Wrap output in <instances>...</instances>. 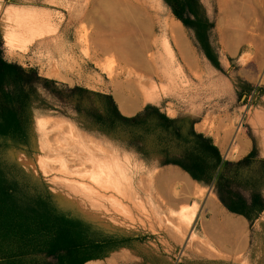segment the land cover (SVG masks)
I'll list each match as a JSON object with an SVG mask.
<instances>
[{
    "label": "rangeland",
    "instance_id": "rangeland-1",
    "mask_svg": "<svg viewBox=\"0 0 264 264\" xmlns=\"http://www.w3.org/2000/svg\"><path fill=\"white\" fill-rule=\"evenodd\" d=\"M215 1L214 33L225 71H216L209 66L189 30L163 0H153L146 6L153 13L159 11L164 17L183 25L199 62L198 72H194L183 65L176 52V59L181 62L189 81L176 92L157 93L148 103H164L167 112L174 115L179 111L202 118L212 115L208 123L217 127L221 125L222 131L223 121L230 120L232 127H241L261 141L259 132L263 127L256 128L255 125H264V32L261 33L264 31V4L253 0L258 11V32L249 28L247 33H252L253 37L249 42L239 45L231 41V45L232 31L225 30L227 17L221 16L224 14L220 13L218 0ZM100 2L103 5L104 0H0V28L5 55L9 60L21 59L26 67L37 66L45 77L57 74L55 56L70 80L96 89H113L120 103L116 85L118 82L130 83L134 90L138 89L133 93L143 99L139 101L141 107L149 100L144 101L143 88L135 80L137 75L128 74V69L121 66L123 64L114 52L107 54L97 50L100 34L94 9L101 6ZM18 16L40 23V27L49 25L54 31L30 39L22 27L15 25ZM43 19L45 25L41 22ZM156 31L160 32L158 27ZM11 32L21 35L16 34L17 41L14 37L16 43L10 42ZM22 37L30 40L19 45ZM0 155L25 193L46 195L59 212L80 219L101 236H112L121 241L105 258L86 264H213L207 256H224L217 245L224 251L243 248V218L221 208L209 188L195 183L187 173L174 166L159 169L155 174L154 169L125 149L119 139L112 136L98 138L79 129L68 119L36 117L28 142L20 144L5 139ZM96 164L106 173L105 187L93 179L96 173L92 166ZM171 169L190 179V189L179 178L171 181L169 187L172 188L162 194L156 178L168 170L172 172ZM150 184L158 187L157 192L146 190ZM208 211L213 213L212 219ZM203 225L213 234L217 245L208 240ZM249 252V264H264V235L258 234L253 238ZM221 262L239 264L229 260Z\"/></svg>",
    "mask_w": 264,
    "mask_h": 264
},
{
    "label": "trees",
    "instance_id": "trees-1",
    "mask_svg": "<svg viewBox=\"0 0 264 264\" xmlns=\"http://www.w3.org/2000/svg\"><path fill=\"white\" fill-rule=\"evenodd\" d=\"M163 1L186 28L196 30L210 60L225 71L214 33L216 1ZM44 116L68 119L98 138L119 139L150 169L180 167L251 223L264 208V159L256 145L242 159L228 161L213 136L195 128L201 116L170 115L164 103H148L126 116L110 93L48 78L37 66L9 60L0 28V151L5 139L27 143L34 119ZM120 243L59 212L46 195L25 193L0 155V264H86Z\"/></svg>",
    "mask_w": 264,
    "mask_h": 264
},
{
    "label": "bare ground",
    "instance_id": "bare-ground-1",
    "mask_svg": "<svg viewBox=\"0 0 264 264\" xmlns=\"http://www.w3.org/2000/svg\"><path fill=\"white\" fill-rule=\"evenodd\" d=\"M152 1L153 0H104L103 5L100 2L101 6L94 9L96 12V17H97V20H95L97 21L96 26H97L98 33L100 34L99 35L100 40L98 41L99 44L98 45L96 44L97 50H100L106 53L114 52L115 54L119 56L118 58L120 59V62L123 64L121 66L128 69V74L135 73L137 75V78L135 77L136 78L135 80L143 88L144 101L152 100L153 97L156 96V94L159 92H165V91L176 92L179 89L183 88V86H186L185 84L189 80L184 73L185 70H183V66L181 62H178V60L176 59L177 58L176 52L179 54L181 61L183 62V65L188 67L190 70L195 72L197 71V68L199 66V62L197 60L198 58L195 57L194 51L186 38L187 36L185 35L183 25L180 22H177L176 20L170 17H164L163 13H160L159 11H157L156 14L153 13L150 10V8L146 7L148 3H151ZM260 1L259 2L261 4L262 3L264 4V0H260ZM218 2H219V7L221 9L220 13L222 11L223 12L222 14H224L221 16L227 17L226 22H225V30L228 29L232 31L233 36L231 37L233 38V40H230V42L234 41L235 43H239V45L244 42H249L250 39L253 37L251 36L252 33H247L248 32L247 29L252 28L255 31L260 25L258 24L259 20L257 21V19H259L258 11L253 6V0H218ZM17 18H19V16ZM83 18L81 17V19ZM41 22H43L44 24V19L41 20ZM260 22L262 23L261 20ZM39 24L40 23L37 24L35 23V21L31 19H25V18L23 19L19 18L15 21V25H17V27L20 26V28L22 27V29L25 30L28 36H30V39L31 37H35L39 35L41 36L45 34L46 32L54 31V29L50 28L49 25L48 26L46 25L45 27L42 25L43 27H40L38 26ZM157 27L159 28L160 32L156 31ZM261 27L262 26H260V28ZM17 29H16V32H17ZM13 32H11V35H10L11 37L10 42L15 40L14 37L16 38V41L18 39L16 34H19V33H13ZM263 32L264 31H262L261 33ZM227 36L229 38V35ZM260 37L262 38V36ZM20 38H19V41H20ZM29 40H27V38H25L24 40L23 38V40H21L20 42L18 41V42H19V45H21L22 42L25 44ZM255 42L256 41L254 40V43ZM13 43H16V42L13 41ZM232 43L233 42H231V45ZM237 45L238 44H236V46ZM263 49L264 48H262V50ZM257 52H259L258 49H257ZM121 70L119 71L123 72ZM130 78L132 80V77ZM127 80H130V79L128 78ZM134 86H137V85H134ZM124 88H128L129 91L132 93L131 95L134 94L133 91L136 92L138 90V89L136 90L135 87H134L135 88L134 90L132 86L130 85V83L121 85L120 90ZM118 96H119V99L121 101L122 108L124 111L132 112L133 110L139 107L140 99L138 101L136 99L135 100L128 99L127 97H130V96L125 97L121 95L120 93H118ZM92 169H93V172L96 173L95 174L96 177H94L93 179L100 186L105 187V183L107 179L106 173L97 164L93 165ZM65 171L67 173V170H64V172ZM168 171H169L168 173L166 171V173L164 172L165 174H160L156 178L157 184L159 185L158 187H160L159 189H162V194L165 193V190L167 192L169 191V188H172V187H169V183L171 181L178 180L179 178L183 179L186 183V187L190 189L191 181L190 179L186 178L187 176L184 177L185 175L183 176L182 174H179L173 170L172 172H170V170ZM176 195L177 193L174 196ZM168 200L171 201V198L170 199L168 198ZM189 217L190 215L188 216V218Z\"/></svg>",
    "mask_w": 264,
    "mask_h": 264
},
{
    "label": "crops",
    "instance_id": "crops-1",
    "mask_svg": "<svg viewBox=\"0 0 264 264\" xmlns=\"http://www.w3.org/2000/svg\"><path fill=\"white\" fill-rule=\"evenodd\" d=\"M53 58H54V61H55L56 67H57V74L48 75L47 76L48 78H53V79H57L60 81H64V82H67L71 85L80 84L79 82H77L75 80H73V81L70 80L69 75L62 68V66L56 61L55 56ZM15 60L16 61L18 60L19 63L22 62L21 59L15 58L14 61ZM124 83H122V84H124ZM122 84H120L118 82L116 85V89L119 91V93L121 95H123L125 97L130 96V97H127L128 99H133V100L136 99L137 101L140 99L139 101H141V98L138 96V94L135 93V94H133L134 96L131 95L132 93L129 91L128 88H124V89L120 90V87ZM84 86H87V85H84ZM87 87L92 88L90 86H87ZM92 89L112 94L114 96L115 100L117 101L121 112L126 116H132V115L136 114L148 102H151V100L147 101L141 107H139L137 110H135L133 112H125L122 109L121 103L119 102L118 97H116L113 89H111V90L110 89H96V88H92ZM169 114L174 115L173 113H169ZM211 116L212 115H209V118H208V116L205 115V117L202 118L201 121L196 123L195 128L198 131L209 133L213 136L214 141L218 145V147L220 148L221 153H222L225 160L237 161V160L242 159L243 157H245L246 155H248L252 151L254 145H256V148H257L258 158L264 159V125H259V124L255 125L256 128L263 127V129L259 132V134L261 133V141H260L257 138V136H255L254 134L250 135L247 130L242 129L241 127L238 129H236L237 127H232L231 123H229L230 120H224L223 121L224 130L222 131L220 129L221 125H219L217 127L216 125H211V123H208V120L211 118ZM226 121H227V125L225 124ZM170 166L177 167L181 171H184L178 166L166 165V166L154 169V173L156 174L157 170L162 169V168H167ZM185 173H187V172H185ZM187 174L189 175V173H187ZM191 179H192V177H191ZM194 182L197 183L196 181H194ZM151 185H153V186H151ZM205 189H207V188H205ZM146 190H155L157 192V187L155 184H150ZM210 193L212 195H214L212 193V191ZM216 199L219 202V204L221 205V208L226 210L228 213H230L236 217L243 218L244 227H243L242 232H243V237H244V243H243V248L239 251H236V250L235 251L234 250L224 251L214 242V238L212 236L213 234L210 232V230L207 231L205 225H203L204 226V232L207 233V237L209 238L208 240L211 243L217 245L218 250L222 251L224 254L223 257L207 256V258H209V260L213 261V264H222V262H221L222 260L234 261V262H238L239 264H249V262H250L249 250L253 247V238L256 237L258 234L264 235V208H263V210H261V212L257 216L254 217V219L251 223L246 216L230 211L219 201V199L217 197H216ZM208 212L210 213V219H212L213 213L211 211H208ZM221 228H222V226H221ZM90 261H95V260H90Z\"/></svg>",
    "mask_w": 264,
    "mask_h": 264
},
{
    "label": "flooded vegetation",
    "instance_id": "flooded-vegetation-1",
    "mask_svg": "<svg viewBox=\"0 0 264 264\" xmlns=\"http://www.w3.org/2000/svg\"><path fill=\"white\" fill-rule=\"evenodd\" d=\"M189 30V32L191 33L195 43H196V46L197 48L201 51V53L205 56V58L207 59V62L209 63V66L213 69V70H216V71H220L219 68H217L213 62L210 60L206 50L204 49L203 47V43H202V40L199 38L196 30L194 28H187Z\"/></svg>",
    "mask_w": 264,
    "mask_h": 264
}]
</instances>
